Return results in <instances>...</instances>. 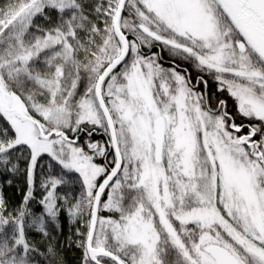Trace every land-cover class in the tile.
<instances>
[{
  "label": "snow or ice",
  "instance_id": "obj_1",
  "mask_svg": "<svg viewBox=\"0 0 264 264\" xmlns=\"http://www.w3.org/2000/svg\"><path fill=\"white\" fill-rule=\"evenodd\" d=\"M0 173V264H264V0H0Z\"/></svg>",
  "mask_w": 264,
  "mask_h": 264
},
{
  "label": "trees",
  "instance_id": "obj_2",
  "mask_svg": "<svg viewBox=\"0 0 264 264\" xmlns=\"http://www.w3.org/2000/svg\"><path fill=\"white\" fill-rule=\"evenodd\" d=\"M164 57L165 53H162ZM196 74H198L195 71H191L192 77H194ZM208 79V77H205ZM216 85L211 80H209V91H215ZM218 96L220 94H217ZM226 96V94H224ZM228 107L229 111L235 112V106L231 99H228ZM237 123H240L241 121L237 119ZM93 140H104L106 139L104 136L99 134H94L92 136ZM81 140H83V137H81ZM8 180H11L12 183L8 184ZM26 183H25V176L24 175H16L12 176L11 174H4L0 173V192H2L4 198L6 201L9 202L10 206H15L20 203L22 200L23 194L26 191ZM64 189H61L63 191ZM76 191H79V188L77 187ZM41 193L39 189L36 191V198L39 199ZM30 207H32L35 211L39 212L40 208L36 204L35 201H33L30 204ZM60 225L61 229L59 231L53 232L52 235L56 237V249L57 252L62 256L64 264H81V250L78 249L75 245V228L74 224H70L67 218V215H61L60 217ZM72 237V243L69 244V237ZM36 239H39V236L35 237Z\"/></svg>",
  "mask_w": 264,
  "mask_h": 264
},
{
  "label": "flooded vegetation",
  "instance_id": "obj_3",
  "mask_svg": "<svg viewBox=\"0 0 264 264\" xmlns=\"http://www.w3.org/2000/svg\"><path fill=\"white\" fill-rule=\"evenodd\" d=\"M152 51H157V49H152ZM165 53V56L166 57H164L163 55V63H164V66H166V67H169L170 66V62H169V56H168V53L167 52H164ZM177 63H181L182 64V67H186V68H188L189 69V71L191 72V71H195L196 72V70L195 69H193V67H192V65L191 64H184L183 62H181V61H177ZM198 74H196L194 77H192L193 79H195V77L197 76ZM202 87V86H201ZM245 131H247V129H245Z\"/></svg>",
  "mask_w": 264,
  "mask_h": 264
},
{
  "label": "rangeland",
  "instance_id": "obj_4",
  "mask_svg": "<svg viewBox=\"0 0 264 264\" xmlns=\"http://www.w3.org/2000/svg\"><path fill=\"white\" fill-rule=\"evenodd\" d=\"M166 67V66H165ZM79 225H74V228H75V230H76V227H78Z\"/></svg>",
  "mask_w": 264,
  "mask_h": 264
}]
</instances>
